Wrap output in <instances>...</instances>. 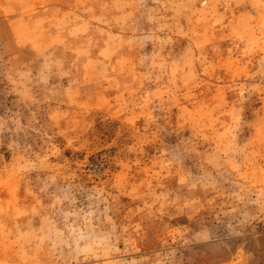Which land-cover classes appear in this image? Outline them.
Instances as JSON below:
<instances>
[{
  "label": "rangeland",
  "instance_id": "374dc122",
  "mask_svg": "<svg viewBox=\"0 0 264 264\" xmlns=\"http://www.w3.org/2000/svg\"><path fill=\"white\" fill-rule=\"evenodd\" d=\"M0 264H264V0H0Z\"/></svg>",
  "mask_w": 264,
  "mask_h": 264
}]
</instances>
